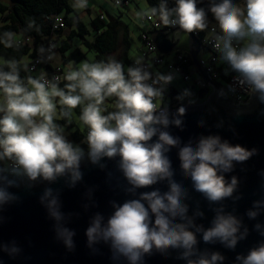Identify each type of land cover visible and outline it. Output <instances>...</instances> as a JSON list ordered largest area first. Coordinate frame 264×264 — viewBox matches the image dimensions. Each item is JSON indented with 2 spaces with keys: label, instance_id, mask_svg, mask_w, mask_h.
Here are the masks:
<instances>
[{
  "label": "clouds",
  "instance_id": "1",
  "mask_svg": "<svg viewBox=\"0 0 264 264\" xmlns=\"http://www.w3.org/2000/svg\"><path fill=\"white\" fill-rule=\"evenodd\" d=\"M200 2L174 0L169 6V0H159L155 6L134 11V16L141 23L155 19L157 26L175 28L176 33L207 31L220 62L227 65L225 75L234 73L235 83L228 85V92L235 93L239 86L264 103V0H208L207 8L198 6ZM71 7L83 12L89 0H72ZM27 28L39 31L35 20H29ZM0 44L19 51L23 40L16 32L5 30L0 32ZM46 51L39 48L40 59ZM34 70L23 58H0V206L19 199L8 189L19 187L22 181L32 187L34 182L63 178L68 187H75L83 178L82 163L89 161L105 169L107 164L101 161L106 158L115 161L125 181L123 191L130 198L123 203L110 201L113 211L107 218L95 213L85 231L89 247L103 242L113 260L123 259L127 264H144L146 255H168L169 250H176L177 259L185 264H223L225 256L200 249V240L235 250L247 238L249 228L243 219L234 210H224L225 200L241 198L234 195L237 176L229 180L225 174L257 150L232 144L218 134L201 135L186 143L172 135L169 127L183 129L186 114L183 104L171 115L163 104L176 73L151 71L143 56L134 58L126 68L121 60L109 56L78 64L70 61L61 74L51 77L44 70L32 75ZM219 94L226 93L221 89ZM192 95L184 89L176 99L183 101ZM188 102L194 103L192 99ZM60 120L79 125L84 133L80 143L68 139ZM173 148L177 149L181 176L190 180L192 189L209 206L218 205L208 227L197 223L205 215L199 202L189 215V189L175 178L168 155ZM158 183H166L167 190L138 191ZM58 195V189L45 188L40 200L58 222V238L72 250L75 231L59 223L64 216ZM262 212L264 198L254 200L246 215L256 220ZM253 229L264 237V223L257 220ZM0 251L15 256L20 250L13 241L11 246L0 243ZM234 264H264V240L247 254L238 253Z\"/></svg>",
  "mask_w": 264,
  "mask_h": 264
},
{
  "label": "water",
  "instance_id": "2",
  "mask_svg": "<svg viewBox=\"0 0 264 264\" xmlns=\"http://www.w3.org/2000/svg\"><path fill=\"white\" fill-rule=\"evenodd\" d=\"M207 5L208 0H201L198 4L205 8ZM176 31L177 29L158 30L149 33L159 53L167 55L179 47L185 32ZM186 34L189 35V49L193 62L213 90L204 102L185 105L183 129L170 126L168 130L172 135L179 136L182 143L188 142L189 139L195 141L201 135L218 134L221 139H227L232 144L257 150L250 159L242 164H236L232 172L225 174L229 180L231 176H237L239 183L234 195L239 194L241 198L235 202L230 198L225 200L224 210L226 212L234 210V214L242 218L244 224L248 226L249 235L238 242L235 250L227 249L219 242L205 244L201 239L199 243L202 250L206 248L221 252L225 256L223 264H234L238 253L247 254L251 247L264 240V237L253 229L257 220L264 223V212L256 220H250L246 215L247 210L253 207L254 200L264 198V175L261 174L264 172V113L261 111L264 109V103H260L254 96H251L250 103L242 104L230 99L227 94L220 95L221 89L226 93L222 83L212 81L199 64L201 42L193 33ZM176 111L169 113L171 115ZM168 155L176 170L175 178L189 189L190 199L187 201L190 205L189 215L193 214L199 202V207L205 215L198 218L197 223H203L205 227L210 226L215 215L213 208L218 205L209 206L201 194L192 189L190 180L181 176L177 149H171ZM101 163H106L107 167L101 169L89 161L82 163L83 178L75 187H68L64 179L60 178L51 183L34 182L32 187H28L27 183L22 181L19 187L9 188L8 191L19 199L0 206V243L11 246L15 241L20 251L15 256L0 251V264H127L123 259L113 260L107 244L99 242L91 247L87 244L85 231L95 213L99 212L107 218L113 211L110 201L123 203L130 198L123 191L122 184L125 181L116 170L115 161L105 158ZM45 188L59 190V211L64 216L59 223L75 231L73 236L75 247L72 250L67 249L63 240L58 238L56 231L58 222L49 215L46 203L40 200ZM154 188L166 191L167 185L158 183L152 188L138 191H150ZM177 255L176 250H169L168 255L153 252L152 255L145 256L144 264H185L184 260L177 259Z\"/></svg>",
  "mask_w": 264,
  "mask_h": 264
},
{
  "label": "trees",
  "instance_id": "3",
  "mask_svg": "<svg viewBox=\"0 0 264 264\" xmlns=\"http://www.w3.org/2000/svg\"><path fill=\"white\" fill-rule=\"evenodd\" d=\"M8 1L9 4L0 2V13L5 21V23L0 26V32H3L5 30L16 32L17 28L21 27L24 31V34L32 38V42L28 44H22V47L19 51L11 48H5L2 44H0V58L21 59L24 57V55H28L30 57H40L41 54L39 53V48L43 46L45 49H47V41L52 33L53 16L56 14H62L66 19V28L64 30H67L68 34L66 36L67 39L59 44L58 51L62 56L60 62L69 63L70 61H75L78 64L82 59H86L87 52L92 50H95L97 53L96 60H102L104 56L109 57L111 54H113L117 50L119 44L122 42L124 44V56L122 60L123 63L126 62L128 65L133 63V60L129 58L127 53L130 46L129 27L119 17H114L108 14L107 18L103 20L99 16L93 18L90 26L93 30H95L96 34L90 39V29L88 28L83 18L80 16V13H77L72 9V0ZM144 1H146L150 6H155L159 3V0ZM29 20H35L36 25L39 27V31L27 28V23ZM77 36H81L83 38V44L87 48V51H83L82 48L76 47L72 50L69 56H66L65 53L71 48L68 40H71ZM54 63L56 62L54 61ZM219 70L221 71L222 82L224 84L228 83L230 76L233 73L229 72L228 75H225V71L222 65L220 66ZM25 75L26 73L22 71L21 76ZM198 89V93H194L193 96L196 97L197 95H199L200 101L202 100V102H204L207 99L211 88L206 87L203 89ZM181 92L174 86H168L166 92L168 103L176 104L179 106H181V104H183V106L186 104H191L184 100L178 101L176 99L177 95ZM76 113H79V109H76ZM58 123H60L61 125H67L70 128L76 125L75 122L67 124L63 120L58 121ZM83 134L84 133L80 129H77L73 133V137L77 141H81L83 139ZM82 147L86 148V145H82Z\"/></svg>",
  "mask_w": 264,
  "mask_h": 264
},
{
  "label": "built area",
  "instance_id": "4",
  "mask_svg": "<svg viewBox=\"0 0 264 264\" xmlns=\"http://www.w3.org/2000/svg\"><path fill=\"white\" fill-rule=\"evenodd\" d=\"M141 0H120V3L117 4L116 0H103V3L112 7H129L133 2H139ZM174 4V0H169V6ZM90 7V4H89ZM98 16L103 20L105 19L104 13L98 14ZM53 25H52V33L47 41V49L42 59L40 57H30L28 55H24L23 59L29 62V67L34 66V71L32 74L38 75L41 70H44L48 73L49 77L57 74H61L68 63L59 62L54 63V55L58 51L59 43H58V35L66 28V19L62 14H56L53 16ZM211 19V16H210ZM141 23V22H140ZM158 21L148 20L146 22L141 23L140 30V38L144 42L142 56L144 57V61L147 64L151 65V71L153 72H161L165 70L166 73L174 72L181 73L182 77L185 81L194 80L195 85L200 88H211L210 83L206 81L203 75L200 73L198 68L195 66L192 58V54L190 49H182L176 48L170 54H161L156 50V46L153 43L151 37L149 36L150 32H156L158 30H172L175 28L165 27L162 24L158 25ZM211 27V25H210ZM16 33L22 38L23 44H28L32 42V38L28 35L24 34V31L21 27L17 28ZM193 35L201 42L202 47L201 51L198 55L199 64L202 69L206 72L209 78L212 81L222 83L225 88L227 96L239 103L248 104L251 102V96L247 94V92L236 86L235 93L228 92V85L234 84L233 75L230 76L228 83L224 84L221 79V71L219 70L221 65L219 63V53L214 49L213 43L211 42L208 32H193ZM205 49L209 50L211 55L209 57L201 56V52ZM40 59V62L37 63V60ZM163 104L169 110V112L177 110L179 105L170 104L167 101L166 94L163 99ZM188 105V104H186ZM185 106V105H184Z\"/></svg>",
  "mask_w": 264,
  "mask_h": 264
},
{
  "label": "rangeland",
  "instance_id": "5",
  "mask_svg": "<svg viewBox=\"0 0 264 264\" xmlns=\"http://www.w3.org/2000/svg\"><path fill=\"white\" fill-rule=\"evenodd\" d=\"M141 7L146 6V2L142 1L141 2ZM107 8H110V11H112L113 14H120L121 11L124 12V19L126 20L128 27H129V49L127 51L128 56L130 59L134 60V58H136L137 56H142V50H143V46H144V42L141 40V38L139 37V32L141 30V23L138 22L135 19L134 16V11L139 10L140 8L137 7L136 3L133 5H130L129 7H121V8H117V7H112V6H108V5H104L103 6V11ZM108 16V15H107ZM4 19L0 13V26L3 25ZM189 47V35L184 33L182 36V40L181 43L179 45V48L182 49H187ZM56 54V53H55ZM96 51L92 50V51H88L87 52V58L88 60H96ZM204 57H208V53H206L205 51L201 52V56ZM110 56L115 57L118 60H123V56H124V44L121 42L117 48V50L111 54ZM57 60L62 59L61 53H58L55 55ZM108 56H104V58L102 59H107ZM85 60V59H82ZM81 60V61H82ZM80 62V61H79ZM123 62V61H122ZM125 65V68L128 66V64L126 62L123 63ZM218 65H222L225 71V68H227L226 64H223L220 62ZM177 80H178V84L177 87L179 88V90L183 91L184 89H189V86L193 83L194 84V80L191 81H185L184 78L182 77L181 73H177ZM222 81V79H221ZM195 85V84H194ZM213 88L211 87L210 93L212 92ZM191 91V90H190ZM209 93V94H210ZM208 94V96H209ZM189 99H192L194 101V103H201L202 100L200 101V96L197 95L196 97L192 95V97L190 98H185L184 101L188 102ZM111 103V102H109ZM75 122V121H73ZM75 126L74 127H68L67 125H63L65 127V132L66 135L68 137V139L70 141H73L74 143H80V141H77L74 137H73V133L77 130L80 129L79 125L75 122ZM81 130V129H80Z\"/></svg>",
  "mask_w": 264,
  "mask_h": 264
},
{
  "label": "crops",
  "instance_id": "6",
  "mask_svg": "<svg viewBox=\"0 0 264 264\" xmlns=\"http://www.w3.org/2000/svg\"><path fill=\"white\" fill-rule=\"evenodd\" d=\"M142 1H144V0H141L139 2H133L132 4L134 5L136 3L137 7H139L141 9L142 7L140 4ZM0 2L4 3V4H9L8 0H0ZM89 4H90V7L87 8L86 10H84L83 12H80V16L83 18V20L87 24L88 28L90 29V32H91V34L89 35L90 39L92 37H94V35L96 34L95 30H93L92 27L90 26V23L92 22L93 18L98 16V14L104 13L105 19L107 18L108 14L112 15L114 17H119L127 24L126 20L124 19V12L123 11H121L120 14H118V15L113 14L112 11H110V8H107L103 11V6L105 5L103 3V0H89ZM143 7H150V5H148V3L146 2V6H143ZM67 34H68L67 30H64L62 33H60L58 35L59 44H61L64 40L67 39V37H66ZM68 43L71 45V48L65 53L66 56H69L71 54L72 50L75 49L76 47H80V48H82L83 51H87V48L84 46L83 38L81 36H77L71 40H68ZM204 51L206 53H208V57L211 55L209 50L205 49ZM58 53H59V51L56 52V54H58ZM55 55H54V61L56 63L57 62L59 63L60 60H57ZM162 73H166L165 70H162ZM177 84H178V80L176 78L169 86H174L175 88H177L179 90V88L177 87ZM194 84H195V82H194ZM194 84L192 83L189 86V88L193 94L194 93L197 94L198 93L197 91H199V89ZM180 92H181V90H180Z\"/></svg>",
  "mask_w": 264,
  "mask_h": 264
}]
</instances>
